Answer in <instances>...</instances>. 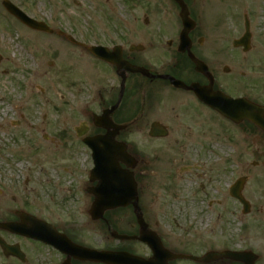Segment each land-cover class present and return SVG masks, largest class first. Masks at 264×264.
Instances as JSON below:
<instances>
[{
	"label": "flooded vegetation",
	"instance_id": "af4514ba",
	"mask_svg": "<svg viewBox=\"0 0 264 264\" xmlns=\"http://www.w3.org/2000/svg\"><path fill=\"white\" fill-rule=\"evenodd\" d=\"M182 1L186 30L175 0H124L84 27L98 57L68 42L62 105L0 111V264H264V0ZM39 35L65 40L0 0V67Z\"/></svg>",
	"mask_w": 264,
	"mask_h": 264
},
{
	"label": "rangeland",
	"instance_id": "374dc122",
	"mask_svg": "<svg viewBox=\"0 0 264 264\" xmlns=\"http://www.w3.org/2000/svg\"><path fill=\"white\" fill-rule=\"evenodd\" d=\"M32 1L33 12L36 17L50 18L49 23L53 28H65L66 31L72 34L77 39L92 40L93 35L89 32H85L84 27L92 26H108L112 24H122L123 19L126 17L121 16L122 5L124 0H77L80 3V7H76L70 2V0H62L67 5L63 7L61 0H29ZM107 1V2H104ZM143 9L138 2L134 7V10L130 13L129 23L134 24V18L140 21ZM128 22V20H127ZM137 22L136 24H139ZM68 26L73 28L79 27L83 31H70ZM64 29V30H65ZM74 48L68 42L57 39L56 37H47L45 35H39L35 37V62L34 65L21 51V54L13 49L14 56L10 55L9 59L4 62L0 67V108L3 116L6 115L13 117L11 110L17 106L27 107L32 105L41 109L47 106L46 103L40 102V97L45 95L46 98L51 96L52 106H59L63 103L59 98L60 93L63 91V80L59 75V70L64 60L65 52ZM23 55V56H22ZM31 63L30 67L35 70L34 75H30L28 79L24 78L22 81L19 72H14L12 68V62L16 61L19 69L24 70L26 68V61ZM53 61L54 65L49 66L48 62ZM2 68H8L9 73L1 71ZM25 71V70H24ZM83 77L88 76V71L82 72ZM71 78V77H68ZM52 84V86H51ZM23 91H31L32 93H24ZM43 91V93H41ZM30 96V97H29ZM26 108H23L24 111ZM53 116H55L53 112ZM10 131V130H9ZM11 132V131H10ZM8 131H5L4 137L8 136ZM2 132L0 131V139ZM0 143H3L0 141Z\"/></svg>",
	"mask_w": 264,
	"mask_h": 264
},
{
	"label": "water",
	"instance_id": "95a60500",
	"mask_svg": "<svg viewBox=\"0 0 264 264\" xmlns=\"http://www.w3.org/2000/svg\"><path fill=\"white\" fill-rule=\"evenodd\" d=\"M5 6L9 9V6L5 3ZM182 9H183V6H182ZM181 11H183V10H181ZM184 13L186 14V11L184 10ZM181 16H182V13H181ZM42 25V24H41ZM41 25H39V24H35V23H32V24H30V26L31 27H35V28H38V29H44V30H46L47 32H49V30L47 29V28H45V27H41Z\"/></svg>",
	"mask_w": 264,
	"mask_h": 264
}]
</instances>
